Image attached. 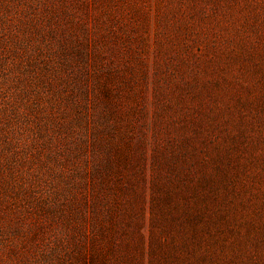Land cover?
Segmentation results:
<instances>
[{"label": "rangeland", "instance_id": "374dc122", "mask_svg": "<svg viewBox=\"0 0 264 264\" xmlns=\"http://www.w3.org/2000/svg\"><path fill=\"white\" fill-rule=\"evenodd\" d=\"M0 264H264V0H0Z\"/></svg>", "mask_w": 264, "mask_h": 264}]
</instances>
